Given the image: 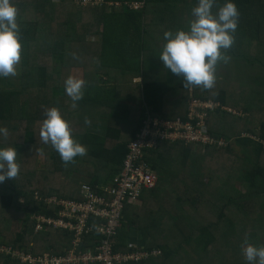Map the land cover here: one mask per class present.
<instances>
[{"label":"trees","instance_id":"1","mask_svg":"<svg viewBox=\"0 0 264 264\" xmlns=\"http://www.w3.org/2000/svg\"><path fill=\"white\" fill-rule=\"evenodd\" d=\"M126 1H143L144 8L130 11L114 5L88 7V17L75 9L67 15L70 17L67 20L56 21L54 0H10L17 10L21 55L15 65L16 75L4 78L11 84L15 80L13 88L4 90L0 86V127L16 130L12 125L24 121L25 143L31 145L34 125H41L45 111L55 107L70 122L72 137L85 146L86 154L64 164L50 145L51 174L66 179L59 190L23 191L16 189L10 180L9 184H0V213H24L20 228L9 241L1 236L0 246L34 255H63L70 249L68 234L58 230H33L34 214L47 217L54 214V210L34 199V192L42 199L55 196L79 200L81 182L95 187L108 184L119 172L127 145L134 139L146 113L157 119H182L191 99H209L230 108L227 104L232 98L226 90L183 87L182 78L167 70L159 59L165 43L162 27H168L171 32L187 31L197 0H104L106 3ZM224 2L214 0L213 14ZM233 2L239 18L233 43L224 50L229 59L226 63L220 62L221 66L227 65L236 71L239 67L259 66L264 72V0ZM260 44L258 52L252 54L251 47ZM93 57L96 63L90 61ZM66 73L67 77L71 75L85 82L83 97L75 106L65 94ZM136 78L140 83L131 85ZM0 82L4 83L1 78ZM124 88L134 89L131 92L136 108L132 99L122 94ZM247 93L248 98L234 104L240 116L220 109L207 114L209 134L223 138L225 147L195 148L179 142H164L155 150L145 152L144 160L157 175V183L143 195L152 194L156 210L151 219H146L147 215L138 209L126 211V205L115 237V251L125 250L126 227L134 225L136 219L145 220L148 230L149 241L144 248L161 251L159 257L141 264H247L241 251L245 239L253 245L264 246V148L261 144L264 142V104L258 110L253 109L256 99H264V90ZM99 117L106 120L101 134L89 129L97 124ZM250 117L257 120L255 130L246 127L248 123L252 126ZM246 133L256 140L246 137ZM25 146L20 149L12 144L17 151L16 160L28 154L27 150L23 152ZM206 159H217L221 172L205 167ZM184 166H188L187 170ZM166 180L169 195L174 198L169 206L164 205V198L156 200L157 189ZM22 197L25 202L19 203ZM230 214L240 216L241 221L231 218ZM239 222L243 225L238 228ZM95 239L94 235L86 237V244L89 246ZM38 244H42L39 249ZM84 245L80 250L85 249ZM0 264L18 263L0 254Z\"/></svg>","mask_w":264,"mask_h":264},{"label":"built area","instance_id":"2","mask_svg":"<svg viewBox=\"0 0 264 264\" xmlns=\"http://www.w3.org/2000/svg\"><path fill=\"white\" fill-rule=\"evenodd\" d=\"M72 1L81 8L103 5L124 6L130 11H140L144 8L143 1L123 3H106L104 0ZM217 109L231 113L229 109L209 99L189 100L186 114L182 119H157L146 113V118L134 139L127 145V153L119 172L108 185L95 187L87 182H81L78 190L79 200L55 196L42 199L34 193L36 201H42L47 208L54 210L50 217L42 214L32 216L34 232L58 230L68 234L70 237L68 251L63 255L47 253L34 255L10 246H0V254L18 264H141L150 258L159 257L161 251L157 249L127 244L125 250H114L115 237L121 228L125 206L136 203L144 192L153 190L157 183V175L144 160L145 152L155 150L164 142H179L194 147H225L226 141L211 136L206 126L207 114ZM93 235L96 236V242L92 240L88 246L86 237L90 238ZM81 245H84L85 249L80 250Z\"/></svg>","mask_w":264,"mask_h":264},{"label":"clouds","instance_id":"3","mask_svg":"<svg viewBox=\"0 0 264 264\" xmlns=\"http://www.w3.org/2000/svg\"><path fill=\"white\" fill-rule=\"evenodd\" d=\"M213 3L214 0H197V5L191 10L193 19L189 21L187 31L178 29L163 33L165 43L159 59L167 70L182 78L183 87L211 89L217 62L226 63L229 59L224 50L233 43L239 12L233 0H225L213 14ZM16 15L17 10L10 0H0V78L15 76V65L20 60L21 43ZM84 85L83 79L71 75L64 80L65 94L73 106L82 99ZM44 116L39 131L40 140L51 145L62 163L67 164L74 157L86 154L85 146L72 137L67 120L57 108L47 109ZM0 136H7L6 128L0 127ZM16 157L14 147H0V182L17 176L19 165ZM241 251L247 264H264V246L253 245L245 239Z\"/></svg>","mask_w":264,"mask_h":264},{"label":"rangeland","instance_id":"4","mask_svg":"<svg viewBox=\"0 0 264 264\" xmlns=\"http://www.w3.org/2000/svg\"><path fill=\"white\" fill-rule=\"evenodd\" d=\"M54 1L57 4L54 8L55 13H53V17L55 18L56 21L63 20V19L67 20V17H68L67 15L72 14L73 10L75 9L82 10V13L88 17V14H89L88 9L76 6L72 0H64L62 1L63 3H60L59 0H54ZM167 28L168 27H164V26L162 27L164 32L168 31ZM261 45L262 44H260V46L253 45L251 47L253 49V51L251 50L252 54H254V52L255 53L258 52ZM220 62H223V61H218L215 66V82L211 90L215 92L220 91V90H226L227 95L230 96L233 101L227 100L228 101L227 105L230 108H227V107L225 108L229 109L232 115L240 116L241 114L240 112L236 111L238 110V108L234 107V104L237 103V101L241 103L240 99L242 98H248L249 93L247 92L249 91L255 90L257 92H262L264 90L260 86V83L264 84V72H262V69L259 66H255L253 69L252 67H250V69L239 67L236 71V68L231 67L229 69L227 65L224 68L223 66H221L222 64ZM65 76L67 78V73L65 74ZM1 79L4 83L0 82V86L4 90H11L13 88L12 85H15V80L11 84L4 78H1ZM5 85H10V86L6 87ZM231 87H234V88L231 90ZM122 94L125 96V98H128V99L131 98L132 102L135 104L134 107L136 108V100L133 97L131 90L126 89V91H123ZM135 95H136V89H135ZM261 103L264 104V99H256V101H254L255 106L253 107V109L254 110L260 109ZM243 118L246 119L247 115L244 114ZM250 119H252L253 121L252 126H251V123H248L246 127L248 129L255 130L254 127L255 126L257 127V120L255 119V117H250ZM105 122L106 120H104L102 117H99L97 120V124L95 126L89 127V129H91L92 132L101 134L103 132V129L105 128ZM243 124H244V121H243ZM12 126H15L16 130L7 131V136H0L1 137L0 139H2V141H0V145L6 148V147H11L12 144H16L17 147L21 149V146L26 145L25 142L27 140V136L25 134V128H24V126H26L25 122L21 121L19 124L12 125ZM40 127H41L40 124L37 125L36 123V127L34 125L33 131L35 132V134L33 133V138H32L33 142L31 145H26L25 147H23V150H24L23 152H26L27 150L28 154L27 155L23 154L22 157L17 160V163L19 165V171H18L17 176L14 179L6 178L3 182H0L1 186H3L5 183L9 184L10 183L9 180H10L14 184V187L16 189H22L23 191H32V190L36 191L37 189V190H43L44 192H46L49 189L59 190L61 189L60 188L61 185L66 182V179H63L59 174H55V175L51 174V172L53 171V166L49 158L50 144H44L40 140V137H39ZM240 136H243V134H241ZM246 137L252 139L253 136H251L249 133H246ZM253 140L255 139L253 138ZM261 144L263 145V148H264L263 141ZM193 152L195 154H199V151L194 148H193ZM177 160L179 161V158H177ZM219 164L220 163L217 159H210V160L206 159L205 167H211L212 169H214V171L221 172V169L218 168ZM83 168L86 170L85 166H83ZM187 168L188 166H184V170H187ZM169 190H170V186L167 184V180L160 183V186L156 192L157 194L156 200L159 201V200H163L164 198L163 200L164 205H168L172 203L174 198L171 195H169ZM21 202H25V198L23 197L20 198L19 203ZM141 211H145V210L141 208ZM146 215L148 216L149 213L147 212ZM150 215H152V213ZM232 217H234L237 221L239 220L241 221V218L238 215L236 216L231 215V218ZM22 218H24L23 212H19L18 214L12 213L11 215H8L5 212H1L0 213V237L2 236L4 240L9 241L7 239L12 237V234L15 233L20 228V223H21L20 221L22 220ZM242 225L243 223L239 222V224H237V227L239 228ZM41 245L42 244H38V246L36 247L39 249ZM35 250L37 249L35 248ZM29 251H32V250H29Z\"/></svg>","mask_w":264,"mask_h":264},{"label":"crops","instance_id":"5","mask_svg":"<svg viewBox=\"0 0 264 264\" xmlns=\"http://www.w3.org/2000/svg\"><path fill=\"white\" fill-rule=\"evenodd\" d=\"M90 61L96 63V60L94 57L91 58ZM99 71L100 70H98V72ZM103 78H105V77H103ZM139 83H140V79L136 78L133 80V83L131 85L135 86L134 84H139ZM128 87L129 86H127V88ZM130 89H131V91H134L133 88H130ZM123 91H126V88H124L122 90V92ZM108 184H106V185H108ZM106 185H100V186H106ZM151 195H152L151 193L146 194V195L145 194L142 195V197H140L136 203L129 204L126 207V211H130V210H133L135 208V209L140 210L139 213H141L140 206H143L142 208H144L145 211H142V212H144V214H146L147 212L149 213V215L146 216V219L149 217L151 219L155 210H156L155 205H154L153 201L151 200ZM149 211L152 213V215H150L151 213ZM137 217H139V216H137ZM144 221H143V219L140 221H137V219H136V222L134 223V225L126 227V231H127L126 244L127 245H133L134 247H139V248L145 247V244L149 241V235H148V230L146 229V227L144 225V223H145Z\"/></svg>","mask_w":264,"mask_h":264}]
</instances>
